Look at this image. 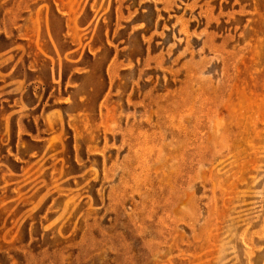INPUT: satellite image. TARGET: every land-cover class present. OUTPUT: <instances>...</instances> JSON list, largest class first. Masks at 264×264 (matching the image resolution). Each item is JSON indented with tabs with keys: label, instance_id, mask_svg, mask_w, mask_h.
I'll return each instance as SVG.
<instances>
[{
	"label": "rangeland",
	"instance_id": "1",
	"mask_svg": "<svg viewBox=\"0 0 264 264\" xmlns=\"http://www.w3.org/2000/svg\"><path fill=\"white\" fill-rule=\"evenodd\" d=\"M0 264H264V0H0Z\"/></svg>",
	"mask_w": 264,
	"mask_h": 264
}]
</instances>
